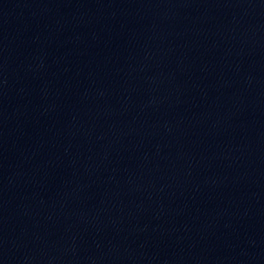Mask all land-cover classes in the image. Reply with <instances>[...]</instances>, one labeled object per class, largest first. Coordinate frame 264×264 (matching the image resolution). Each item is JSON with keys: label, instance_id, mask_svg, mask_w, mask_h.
Masks as SVG:
<instances>
[{"label": "water", "instance_id": "95a60500", "mask_svg": "<svg viewBox=\"0 0 264 264\" xmlns=\"http://www.w3.org/2000/svg\"><path fill=\"white\" fill-rule=\"evenodd\" d=\"M229 100L264 214V0H210Z\"/></svg>", "mask_w": 264, "mask_h": 264}]
</instances>
